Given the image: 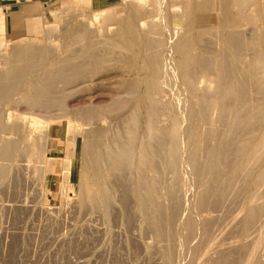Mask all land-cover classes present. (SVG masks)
<instances>
[{
  "label": "bare ground",
  "instance_id": "obj_1",
  "mask_svg": "<svg viewBox=\"0 0 264 264\" xmlns=\"http://www.w3.org/2000/svg\"><path fill=\"white\" fill-rule=\"evenodd\" d=\"M184 1H182L181 4L184 3ZM197 1L198 0H196V2ZM185 2H187V0ZM194 2L193 4L192 2L191 4L185 3V5L182 4L181 6V9L183 7V10H182V15H180V18L182 19V16L188 17L187 19L188 21L185 22V20L184 21L182 20L183 21L182 27L184 26L185 28L184 33L180 34L181 33L180 32L179 33L180 36L177 38L176 41L174 38L171 39V41L174 39L173 40L174 43L172 42L170 43L172 44V49L174 50L172 51L175 53L174 57L171 56L173 58V59L171 58L172 61L170 59V56L165 57L163 55V51L165 49H169V48H165L167 44L166 39L164 41L166 43L162 41L164 40V38H162L163 33L160 34L161 32H163L162 29L164 28L159 27L158 24H155L157 22H153L152 20H151L152 22L150 20L149 22L144 21L146 18L145 16L147 14H149L147 18H150L151 11L147 10L148 13L146 11L144 12V6H142L141 8L137 6L139 5L138 4L139 2H137V5L135 6H130V7L126 6L128 10L126 12L124 10V13H126L125 15L122 14L120 11H117V12H120L121 14L119 13L117 14V12L116 14H114L115 12H113V13H110L112 14L111 16L108 15L109 16L108 18L105 17L104 19H102V20H105L104 23L108 25L111 24L113 27L115 26L113 28L110 25V27L113 29L107 26L109 28L108 33L106 32L107 30L105 27H104L105 29L100 27V25L101 26L104 25L103 22H102L103 25L102 23L101 24L99 23L100 28H98L97 26L96 28L93 26L94 23L90 21L89 19L81 21L80 19L75 18V17H69V19L67 18L66 20H64L63 24L65 27H63L57 33L58 36L61 38L73 37L74 39L75 38L74 36H76L77 37L75 38L76 41L77 39L79 40L82 38V40H80L81 42L83 41V39L84 41L91 40L95 38L94 36H97L100 34L102 35L103 34L101 32L102 29L106 30L105 31L106 33H104L105 35L109 34L110 32L111 33L113 32L112 35L111 33L109 34L110 35L109 38H106L107 41H109L111 45H113L112 46V48L114 47L113 49H115L116 47L115 50L118 49L119 53H120V50L121 52H124V54L126 51V57L127 58L129 57L128 60H131L130 62L129 61L128 62L133 63L132 70L134 71L133 73L134 78L131 77L132 80L129 82H127L128 80L127 81L124 80L125 83L126 82L127 83L125 84V87H123L124 88V91H122L123 94L120 92L121 93L119 95L120 97L114 100L120 106L122 105L121 108H124V109L126 108V111L123 114V116L124 115L126 116V118L124 117V119L126 120L124 122L123 129L120 125H118L120 126L119 128L122 129L120 130L123 131V133L119 131V134H117V132L114 131L115 132L114 134H116L114 135L113 133H111L113 131H110L112 129L110 128L111 125L108 126L105 124V121H104L105 119L103 117L104 115L102 116L98 114V112H97L98 116L94 114L97 108L95 109L94 108L95 105L93 106L92 104L95 103L96 100H98L97 97L99 96V95H96V93H95V96H92L93 98L90 99L91 100L90 102L92 105L90 109L91 105L89 104L90 110L88 109V107L84 108V106H82L84 108V111L88 109L86 110L88 113L86 119L89 118L91 122L86 123V121L84 120L83 122L87 124L88 129L83 128L84 131H82L80 134L76 133L78 134V136H82L81 141L80 142L77 141L75 144L76 152L80 154V161H79L80 163L79 174L80 175L79 177L81 180L79 181H82L81 191L84 192V193L82 192L83 196L85 195L84 199L83 200L81 199V201H83L82 203H86V206L91 208L92 210H98L100 213L104 215V217L107 218L111 214V210H113L117 205H120V207L123 208L122 206L123 204L116 203L115 195L113 193L115 185L118 182L119 183L122 182L124 186L127 187L128 185L130 189L128 190L129 192H131L130 194L132 195V199L134 200L136 211H138V214L140 213V217L143 219L144 222H146L149 225V227H151L152 232L158 239L163 238L162 236H164V232H165L164 228L166 224L164 220V216L162 215L163 207H164L163 200L165 199V196L162 195L163 190L164 189L166 190V191L164 190V192H167L168 199L174 206V211L172 215V221L174 224H176L177 222L179 223V220L178 218L176 219V217L179 216L181 217L179 219H182V215H183L182 214L183 212L180 213L182 215L180 214L177 215L176 213H179L181 211H185V212L187 211L186 208L185 210H181V211H179V209L181 207H182L181 209H184L183 207H188L189 205L191 206V203L194 202V200L192 202H189L188 201L189 198H188L187 202L189 204L185 202L188 206L187 205L181 206V204L184 201H186L183 197H186L185 196L186 194L187 196H189L188 193H186L185 195L183 194V192L185 191V188H187L185 185L186 183H184L186 181H183L182 179L184 176L182 175L183 171H181V168L184 165H187L188 168H191L190 171H187L189 173L192 172L190 174L194 175V177L192 176L193 178H191V181L192 179L194 180L195 178L196 180V181L194 180L196 184L195 186H197V184H198V187L200 186V188L196 187L197 188L196 191L198 192L201 189H203L201 190L202 192L200 191L201 193L199 192V196L195 190L193 191V193L196 192L197 194V198L195 197V199H198L197 201L195 200V202L197 203L194 207L196 210L195 212L199 211L198 215L196 213L197 216L201 214L200 212L204 214V211L206 210H210L211 212V210L219 209L220 212H222L223 210L224 211L228 210V212H230L229 210L231 209V206L228 209L226 204H228L227 202L233 203L235 199L234 201H230V200H233L234 198L232 196L233 197L232 199L226 201L228 197L227 199L225 197L229 196L231 192L234 191V188L235 190H237V188L234 186L235 184L239 183L238 181H240L239 180L241 179L240 177L244 178L245 175L243 176L242 174H246L245 176L246 178H244L245 182L241 184L243 185V187L241 186V189L243 188V190L239 188L238 190L239 191L241 190L240 192L244 191L245 196H241V200L238 198L242 203L240 205L241 209H239V213H241L240 210L243 212L242 207L244 206L243 205L244 202L242 201V199H245L244 201H249L250 203H253L250 200L256 197L255 193L260 194L259 192H257V189L259 188L258 190H260L261 188L260 186L264 187V77L260 76L261 73L260 74L258 73V70L260 69L264 70V49L262 48V44L259 41V37H257L258 39H256L254 36L255 34L259 33V31L253 35L252 30H249L250 28L249 29L247 27L244 28V26L251 25L250 22L248 23L250 19L248 18L249 15H247L246 11L248 10L249 12V9L251 8V5H249V3H251L252 1L251 0H223L222 4H220L221 3V0H220L219 1L220 3L218 2L219 3L218 7L221 6V10L223 11L221 12L222 15L219 14L221 10L218 11L219 13L216 12L220 8L219 9L215 8L216 10L214 9V6H215L214 3L216 2V1L214 2V0H203V3L195 2V4ZM246 2H249V3H246ZM133 4H130V5H133ZM261 4L262 3H260V5ZM263 4H262V7L261 6L258 7L257 10L253 8L255 11H258L262 17H264V5ZM141 5L142 3L140 4V6ZM246 6L249 7V9H246L245 8ZM243 8L246 10L244 11ZM165 9L167 10V8ZM161 10L164 12V8ZM155 14L156 13H154V15ZM251 18L256 19V17H251ZM247 19H248L247 23L244 24ZM106 20L108 22L110 21V23L106 22ZM167 21L169 22V19ZM169 25L171 24L169 23ZM252 26H256V24ZM255 29L257 30V28ZM51 30L50 32L52 33L57 31L55 27H53ZM248 30L251 31L252 33L251 35H253L254 40H253V37L249 35L250 32L248 34L247 32ZM167 31H169L167 32L168 34L171 32V30H167ZM244 32H247L246 34H248L252 38L251 41H250V37L245 38L246 40H249L250 42V43L248 42L249 45L247 44V41L246 43H244L245 41L242 40L243 36H246V35H243ZM208 33L210 34L209 37H208ZM54 34L52 35V37L54 36ZM158 35L160 36L159 39H158ZM167 40L170 41L169 39ZM107 41H105V43ZM78 43L79 42H77V44ZM110 43L108 44L109 46H111ZM73 44H75V42ZM248 46L251 48H248ZM38 47L39 49L33 54L29 52H25V51L22 52L21 50L12 47L9 51L8 61H5L7 63L9 62L8 63L9 66L7 65L8 67H3V66L0 67V186L6 180H7L6 181L7 183L10 176L13 179L14 174L12 175V172L14 171V169L16 173H18L17 171H22V172L23 170L27 171V168L29 167L28 165L32 161L33 156H35L37 152L40 151V148L43 147L44 144L46 145V142L50 138L51 130L49 129L50 127L49 121L54 118L53 115L55 113L56 115L57 113H63L66 116V114H69V111H70V110L68 111L69 108H67V110L66 109L61 110V108L57 107L58 105L55 106V104L56 102H58L60 96L62 97L64 94H68L67 93L68 91L64 89L65 88L68 89L69 88L68 86L73 85L71 79L73 80L74 74H72L73 76H71V74L69 73L78 74V71H79L78 69L80 66L78 64H77L79 66L78 68L76 66H73L75 65V63L71 62L72 60L70 61L71 58L70 59L68 58V57H71V55H68L69 53H71L72 56L75 55L73 57H76L77 54H74L75 51L74 53L70 51L72 49L69 50L70 52L66 50L64 53L66 54L67 52L68 57L66 59L64 58L62 61V58L66 55H62L63 57L61 58V56L59 57L60 55L59 53H56V52L54 53V51H53V54L52 52L47 53L45 51H41L40 46ZM64 47L66 48V46ZM87 47L89 50L90 48L92 49L93 46L92 47L87 46ZM87 47L85 46V48ZM41 49L43 50V48ZM91 49L89 51H91ZM49 50H51V47ZM84 50L85 49L83 47L82 51ZM88 50L87 49L85 50L87 51V53L86 52H83V53L88 54ZM127 52L129 53V56H127L128 54ZM248 52L252 55V57L250 56L251 59L250 57L248 58L249 60L246 59L247 55H249ZM246 53L248 54L246 55ZM79 54L78 56H80ZM243 54L246 55L245 58ZM49 55H51V58ZM94 55H92V57L95 58ZM167 55H168V52H167ZM97 57L95 59H92V61H90V64L92 62L93 63L92 65H97L100 62V59H99L100 57L99 58ZM166 58L170 59V61L172 62L171 63L172 66L170 65L169 67V64ZM64 61L67 62V64ZM68 62L73 63V64H69ZM80 65L82 67V63H80ZM244 65H246L247 72L243 71ZM132 70L131 72H133ZM81 72L79 71V74ZM76 75H75L76 78L74 77L75 79H77V76H78ZM126 78H129V77H127L126 75ZM209 78H212L211 79L212 81L210 80L208 81ZM172 80H175V81L177 80L178 83L176 82V84L181 86V88L175 87L176 89L179 90L183 88L185 92L188 94V100L186 99V97L184 100L185 101L184 103L185 111L183 112H185L186 114V115L184 114L185 116H183L182 114L180 115V113H178V111H180L181 109H177L176 108L177 105L175 106V102H177V99L176 101H173V102H166L167 98L163 99L164 93L166 92L168 87H170L168 86V84L171 83L170 84L171 90L174 87L172 84L174 81L172 82ZM251 80L255 81V87L259 86V89H257L259 90V93H260L259 96L263 95L261 99L259 98L260 100L259 99L257 100L256 103L253 102L248 96L247 87ZM211 82L213 84V87L211 86V84H209ZM59 84L61 86H59ZM62 86L64 87V89L62 88ZM174 93L175 92H173V94ZM176 93H177V90H176ZM178 93H183V91L181 90V92H178ZM186 95H183V96H186ZM68 96L67 98H69ZM166 96L168 97L170 95H166ZM171 96H174V95L171 94ZM171 96H170V99H171ZM183 96H181L180 98H182ZM173 100H174V97H173ZM181 100H180V103L183 102ZM59 102L58 104H60ZM111 105L112 104H110V107H112ZM22 106L26 107L24 110L26 112L20 111L21 109L19 108H22ZM181 106L183 107V105ZM105 107H107V109L110 111L109 105L104 106V108ZM213 108L218 110V114L216 112L217 116H215L217 117L216 120L215 119L212 120L213 118H211V114H212L211 111L213 110ZM182 110H184V108ZM77 112L79 113V111ZM84 114L82 115L83 117H84ZM163 114L167 115L166 120L162 119ZM78 115L76 117H78ZM61 117H58V118L60 119ZM114 122L111 121L112 126ZM85 123H82V124L84 125ZM79 126L81 125L79 124ZM75 132H77V130ZM71 135H74V133H72ZM42 143H44L43 146H42ZM73 143H75V141H73ZM71 156H74V154ZM41 158L43 157L41 156ZM49 160L52 161L51 159ZM50 161H47V162L50 163ZM56 161H59L60 163H62L63 166L62 165L61 166L63 167V171H62L63 174L65 171L66 176H69L71 173V170L73 169L72 159L67 158V160L63 159V160H56ZM49 163L47 164L49 165ZM42 165H44V163ZM42 168H44V166ZM31 170L33 171V169ZM186 170H189V169L186 168ZM189 173H188V176H189ZM39 174H41V172ZM15 175H18V174H15ZM186 175L187 173L185 172V176ZM188 176H186V178H188ZM12 183H14V181ZM193 183L194 182H192V184ZM232 187H233V190H231ZM161 188H164V189H162L161 191ZM192 188L195 189V187H192ZM188 190L189 189H186L185 192H187ZM238 190L237 192H239ZM262 190H261L262 192L260 196L264 194L263 193L264 188ZM237 192L236 191L234 192L236 193L235 198H236V195L237 197H239ZM242 193L241 194L239 193V194L243 195L244 193L243 194ZM258 194L257 196L259 197ZM246 196L247 198H245ZM192 197L194 198V196ZM258 197H256V199ZM182 198L184 201L182 200ZM259 198L261 199V201L264 199L262 196ZM238 199L236 200L238 204L234 202L233 205H235V203H236V206L240 204ZM77 200L79 201V199ZM190 201H191V198H190ZM222 201L226 202V204L222 205L223 203ZM253 201H255L254 203L256 205V208H254L255 207L254 204L252 205L248 204V209L246 210V214H245V211L243 212L245 215V218L242 216L244 218V223H243V226H241L242 224L240 226L242 228L241 230L245 232V235H246V230L248 229L253 231L254 228L255 229L258 228L260 230V228L262 227V223H264L263 222L264 221V216H263L264 215L263 213L264 203L262 204L264 200L261 202L262 205L259 207L257 205L258 203L256 202L259 201L260 203V200H253ZM179 204H180L179 209H176L178 208ZM224 205L226 207L225 208L226 210L223 208ZM233 205H232V212L235 211L234 209L236 210L238 209V207L235 208V206ZM253 205L254 207H252ZM220 206L222 207L223 210L220 209ZM244 207H247V206L245 205ZM188 212L190 211L188 210ZM224 213H225L224 215L225 217L231 212L228 214L226 212H223L222 214ZM235 213L237 212H234V214ZM243 213L239 215L241 216ZM260 213L263 219L261 217H258L260 216L259 215ZM185 214L187 215V212ZM203 214H201V216ZM234 214H231L230 216L228 215V217L230 218ZM186 215H184V217ZM196 215H194V212L193 213L190 212L189 216H187V220L186 221L182 220L183 230L186 233L185 237L191 238V240L189 239L184 240L182 238V240L185 241V243H187V240L192 241V238L197 237V231L200 227L202 229L204 228V223L200 222L202 221L201 219H203V216L201 219L200 218L196 219L195 218ZM237 215L238 214L234 216L237 217ZM239 217H237V219ZM210 218L209 220L211 221H208V219H206L207 221L206 220L205 221L207 223L212 222L213 219H210ZM243 218H240L241 220L240 219L239 220L242 221ZM256 218H258L257 220L258 224H256L257 226L254 224V222H256L255 221ZM199 219L200 221L198 222L197 220ZM224 219L221 217V221L222 220L225 221ZM215 220L218 222L216 218ZM215 220L213 221L214 223L212 222L214 225L215 223H217ZM259 220H261L262 223H260L261 221ZM163 221L165 224L163 223ZM240 221L237 222V224L241 223ZM220 223L218 222L217 224L219 225V227L222 226L220 225ZM227 223H226V226L229 224ZM209 224L211 225V223ZM231 224L232 223H230L229 225ZM237 224H235V226ZM207 225H205L206 226L205 230L206 228H208ZM233 225L231 227H233ZM252 225L253 227L255 225V227L253 228ZM219 227L217 228V230L219 229ZM223 227L227 229V227L225 226ZM215 228H216V225L213 226V229L216 231ZM202 229H201V232H202ZM209 229H211V227ZM209 229H207L206 234L204 232L203 234L204 236L207 235V232L209 236L210 235L209 231H211V234L214 231L212 229L211 230ZM224 230L225 229H223V231ZM229 230H232V229L228 228L227 231ZM250 230L247 232L249 233ZM259 230L257 232H261L263 234L262 231L264 230V228L262 231H259ZM221 231L222 230H219L217 234L219 235V233H222ZM180 232L181 230L178 233L179 235H177L178 237H181ZM257 232H255L254 234L259 236ZM229 233L227 232V235H225L226 234L225 232L224 238L225 236L229 237ZM242 233L240 234V237ZM248 233L247 235H249V239L254 238L257 240V238H255L256 237L255 235L254 237L251 236L253 235L252 232L251 234L250 233L248 234ZM214 234L216 235V233ZM183 235L184 234H182V236ZM199 235H200V232H199ZM204 236H202L203 238L202 242L204 239H207L206 237H208V236L206 237ZM222 236H220L222 239L220 237L219 238L215 237L217 238V241H216L217 244L215 243L211 246L214 247V245H217V249H218V247L220 246L219 245L220 242L222 243L223 241ZM210 238H212V241L210 239L211 242H209L208 241L209 238H208L206 240L207 243L205 244V242H203L202 244L204 245L203 247L201 245L202 249L205 247V245H207L205 247V249L207 250V247L209 245L208 242L210 244L213 243V237H210ZM244 240L246 239L244 238ZM253 240H249V242H246V244L248 245L249 243V245L250 244L252 245V242H254V244L258 242V241H255V240L253 241ZM226 241H229V240H226L225 238V242ZM241 241L243 245L244 244L243 240ZM239 242L240 240L238 241V243ZM189 243L191 242H188V245H190ZM199 243L200 242H198L197 244ZM226 243L225 245L227 246L229 245L230 249L233 247V246L231 247L230 244H226ZM197 244L195 246L197 248L195 247L193 248L198 249L201 252H203L204 249L203 250L200 249L199 247L200 245L198 246ZM240 244L241 243H239V245ZM182 245L183 247L184 245L187 246V244H182ZM251 245L248 246L247 248L249 247L251 248ZM253 246L251 250L250 249L242 250V251L245 250V255H246V258L244 260L242 259L244 257L242 256V253H241L242 258H239V259L241 261L244 260L242 264H264V250L261 256L259 255H258L259 257L257 256V254L261 253V252L258 253V250L261 249L260 251H262V248L260 247H263L264 245L261 246V244H259L258 242ZM190 247L191 246H189L188 248L189 250H190ZM222 248L224 251V247ZM193 250H190V251H193ZM198 250H195V251L197 252ZM206 250L205 252H203V254L205 253L203 255V258L208 253ZM226 250L227 249H225V251ZM231 250H230V254H227V256L224 253H226L228 250L224 253H222V250H220L221 253L223 254L222 255L220 253L222 255L220 257L224 258L226 256L224 258L225 261L231 259L232 257L234 258L236 256V251L235 250L231 251ZM231 252H234V253H231ZM182 253H184V251ZM186 253L188 254V252ZM195 253L192 254L191 252L192 254L191 258H193L192 261L196 257V256L193 257V255H196L197 253L199 254V251L196 254ZM173 255L174 256L172 257V255L170 256L164 253L165 264H173V263L176 264V262L174 261L175 260L174 257L177 254L176 255L173 254ZM183 256L185 255L183 254L182 257ZM200 256L198 259L201 258ZM222 258L220 259L218 258L219 259L218 264L220 263L222 264V262L223 263L225 262L224 260H222ZM185 260L188 262L189 257H188V260L187 258ZM210 260H211V257H210ZM192 261H189V263L191 262L192 264Z\"/></svg>",
  "mask_w": 264,
  "mask_h": 264
},
{
  "label": "rangeland",
  "instance_id": "obj_2",
  "mask_svg": "<svg viewBox=\"0 0 264 264\" xmlns=\"http://www.w3.org/2000/svg\"><path fill=\"white\" fill-rule=\"evenodd\" d=\"M182 1H184V0H168V2H167V0H56V1L51 0L50 4L48 6L37 8V9L33 10L32 12H29L30 14L28 13V15H27L28 17L26 16L23 21L16 20L13 30L9 31L8 33L4 32V21H3V17L0 15V67L1 66H3V67L9 66V64H8L9 62L7 63L5 61H8L9 51L12 47L19 49L22 52L25 51V52H29V53L33 54L39 49L38 46H40L41 51H45L47 53L52 52V54L54 51V53L55 52L59 53L60 54L59 57L61 56V58L63 57L62 55H66L62 58V61L64 58L66 59L68 57L67 52H66V54L64 53L66 50L68 52L72 51L73 53L75 51L74 54H77L76 57H73L75 55L72 56V54L69 53L68 55H71V57H68V58L69 59L71 58L70 61L72 60L71 62L75 63V65H73V66H76L77 68L80 66L78 69L80 72L82 70V72L80 74H79V71H78V74L77 73H69V74H71V76H73L72 74H74L73 80L71 79L73 85L72 86L70 85L71 87L68 86L69 87L68 89H66V88L64 89V87L62 86V88L64 90L68 91L67 92L68 94H64L65 96L63 95L62 97L60 96V98H61V100L59 98L60 102L58 100V102L60 104H58V102H56V104H55V106L58 105L57 107L61 108V110L62 109L67 110V108H69L68 111L70 110L71 112L69 111V114H66L64 112L66 114V116L63 113H57V115L55 113L54 115H56V116L53 115L54 118L49 121V125H50L49 129L51 130L50 138L46 142V145L44 143H42V146L44 144V146L41 147L42 149L40 148V151L37 152V154L35 156H33L32 161L30 160L31 162L28 165L29 167L27 168V171L26 170H23V172L17 171L18 173H16V171L14 169L15 172L14 171L12 172V175L14 174L13 179L10 176L11 178L9 177V179H8L9 183L8 182L6 183V181H7L6 180L0 186V207L3 206L0 208V264H165L164 253L167 255H170V256L172 255V257L174 256L173 254H175V255L177 254L175 256L176 258L174 257L175 260L173 259L176 262V264H188L189 261H192V259H193V258H191V255L196 252L195 250H198V249H195V248H197V247H195L196 244L198 242H200L197 245L198 246L200 245L199 247H200V249H202L201 245L203 244V242H205V244H206L207 243L206 240L208 238H209V240H208L209 242L212 241V238H210V237H213V243L210 244L208 242L209 245L207 247V250L205 249V247L207 245H205V247L203 248L204 250L202 249L203 252H205V250L208 252V253L206 252L207 256L205 255L203 258V255L205 253L203 254V252L198 250L199 254L197 253L198 252L197 251L196 253L198 255L196 253H195L196 255H193V257H195V256L197 257V258L195 257V259L197 261L194 259L192 261V264H195L196 262H197L196 264H198L199 262L201 264H218L219 259L222 258V257H220L223 255L222 253H224L228 250L229 252L227 251L226 253H224L227 256V254H230V250L232 248H233L232 249L233 251L234 250L236 251V256L234 258L232 257L231 259L225 261L224 258L226 256L224 255L225 257L223 256L224 258H222V260H224L225 262L224 263L222 262V264H239L241 261L239 258H242L241 253H242V256L244 257L242 259L245 260V258H246L245 250L242 251L243 249H250L251 250L252 246L258 242H259V244H261V246L264 245V230H263V228H264L263 224L264 223H262L263 217L261 216V213L259 214L260 216H258V217L262 218V219L260 218L262 221L259 220V221H261L260 223H262V227L261 226H260L261 228L259 227L260 230L257 227L256 228L259 231L263 230L262 231L263 234L261 232H257L258 230L254 228L255 225L258 224V222H257L258 218H256V220H255L257 223L254 222V224H255L254 227L252 225V227L254 228V230L252 228L253 231L248 229V230H246V235H245V232H243L241 230L242 229L241 226H243L244 218H245V215L243 212L245 211V214H246V210L248 209V204L249 205H252V204L255 205V203H254L255 201H253V200H260V203H259V201L256 202V203H258L257 204L258 207L264 203V202H262L264 199L261 201V199L259 198L261 196L264 198V196H263L264 192L262 193L263 195L260 196L261 192L263 191L262 189L264 187L260 186L261 188L263 187L262 189L260 188V190H258L259 188L257 189V192H259L260 194L255 193L256 197H258L257 194L259 195V197H258L259 199L258 198L256 199V197L252 198L250 201L253 203H250L249 201H244L245 199H242V201L244 202L243 205L244 206L246 205L247 207L243 206L244 207V208L242 207L243 212L240 210V212L243 214L241 216L239 215V214H241V213H239V209H241L240 205L242 204L240 201L241 196H245L244 191H242L244 194L242 192H240L241 190H243V188L241 189V186L243 187V185H241V184H243L245 182L244 178H246L245 177L246 174H242L243 176L245 175L244 178L240 177L241 179H239V180L241 182L238 181L240 183V185H239V183H237L234 186L237 188V190H238V188L241 190L240 191L238 190L239 192H237V190H235V188H234V191L231 192V194L229 195L231 197H229V196L225 197L226 199L228 197L227 200L225 199L226 201H228L234 197L233 200H230V201H234V199H235L234 202H236L237 204H238V202L236 200L239 198L240 200L238 199V201L240 204L236 206V203H235V205H233L234 202L233 203L227 202L228 204H226V202L222 201L223 202L222 205L226 204L228 209L231 206V209L229 210L231 213L228 212V210L224 211L222 209V207H221L222 205H221L220 209L223 210L222 212H220L219 209L211 210V212H210V210H206L207 212L204 211V214L202 212H200L201 214H203L202 215L203 219H204V221H203V219H201L202 218L201 214L199 215L201 217L197 216L199 214L198 213L199 211L195 212L196 210L194 208L196 203H197V202H195V200L196 201L198 200V199H195V197L197 198L196 189L200 188V186L198 187V184H197V186H195L196 185L195 184V181H196L195 178H194L195 181L193 179L191 181V178H193L194 175L190 174L192 172H190V173L187 172V171H190L191 168H188L187 165H184L185 167L183 166L181 168V171H183V173H184V174L182 173V175L184 176L182 179H183V181H186V182H184V183H186L185 185L187 187V188H185V191H186V189H189V190L187 192L184 191L185 193L183 192V194L185 195L186 193H188L189 196H187V194H186L185 195L186 197H183L186 201H184L182 198V200L184 202L182 201L183 203L182 204L180 203V204H181V206L182 205L186 206L187 204L185 202H187L188 198H189V200H188L189 202H192L193 200H194V202L191 203L192 207L190 205L189 206L187 205L188 207H183L184 209H181L182 207L179 209L180 204L178 205V208H176V209H179V211H181V210H185V208H186L187 209V211H186L187 215L185 214L186 213L185 211H181L179 213H176L177 215H179L180 213L183 212L182 213L183 215L180 214V215H182V219H179V218H181L179 216L176 217V219L178 218L179 223L177 222L176 224H174L172 221L174 206L169 201L168 196H167V192H164L165 189L161 188V191H162V189H164L162 195L165 196V199L163 200L164 207H163L162 215L164 216V220L166 223L165 224L163 221V223L165 224V228H164L165 232H164V236H162L163 237L162 239H158L154 235V233L151 230V227H149V225L143 221V219L140 217V213L138 214V211H136V208L134 205V200L132 199V195L130 194L131 192H129L130 189H129L127 184H125V185H127V187L124 186V184L122 182L121 183L118 182L115 185L114 190H113V193L115 195V201L118 204H123L122 205L123 208L120 207V205H117L113 210H111V214L108 216L110 218L104 217V215L102 213H100L98 210H92L91 208L86 206V203H82L83 201H81V199L82 200L84 199L85 195L83 196L84 192L81 191V188H82L81 182L82 181H79V180H81L79 177V175H80L79 174L80 154L76 152L75 144L77 141L80 142L82 139V136H78V134H76V133L80 134L82 131H84L83 128L88 129V126L86 123L91 122V120H89V118L86 119L87 114H88L86 110H88L89 106L91 105L90 99L93 98L92 96H95V93H96V95L100 96V98H99V96L97 97L98 98V100H96L97 102L95 101V103L92 104L93 106L95 105L94 106L95 109L97 108L96 109L97 111L95 110L94 114L97 115V112H98V114H100L102 116L104 115L103 117L105 119L104 120L105 124L108 126L111 125L110 128H112V129L110 131H113L111 133L114 134L115 132H117V134H119V131H121L123 129V125H124V122L126 120V119H124V117L126 118V116L125 115L123 116V114L126 111V108L125 109L121 108L122 105L120 106L114 100L120 97L119 95L122 93V91H124L123 87H125V84L127 82L131 81L132 80L131 77L134 76V74H133L134 71L132 70L133 69L132 68L133 63L132 62L129 63L131 60H128L129 57L128 58L126 57V51L124 54V52H121V50H120V53H121V55H120V53L118 52L119 50L118 49L115 50L116 47H115V49H113L114 48V47L112 48L113 45H111V43L109 41H107L106 38H109V36H110L109 34L111 32L107 35H105L104 33H106V32L108 33L109 32L108 29L113 27V26L111 24L108 25V24L104 23L105 20H102V19H104L105 17L108 18L109 16H111L112 14H110V13L115 12L114 14H116L117 11H120L122 14L125 15L126 13H124V10L126 12L128 10V8H127L128 6L129 7L135 6V5H137V2H139L138 3L139 5H137V6L139 8L144 6V12L146 11L148 13L147 10L151 11V13L149 11L150 18H147L149 16V14H147L145 16L146 18L144 17L145 18L144 21L149 22V20L150 21L152 20L153 22H157L155 24H158L159 27L164 28V29H162L163 32H161L160 34L163 33L162 38H164V40H162V41L164 42L166 39L167 44H166L165 48H169V49L163 48L165 50L163 51V49H162V51H163V55L165 57L170 56V59H171L172 57L175 56V53L173 52L174 50L172 49V44L170 42L174 43L173 40L175 39V41H176L177 38L180 36V34L184 33L185 28H184V26L182 27V24H183L184 20H185V22L188 21L187 20L188 17L182 16V19L180 18V15H182V10H183V7L181 9V6H182V4L185 5V3L191 4V2H192V4H193L194 1L196 2V0H194V1L193 0H191V1L187 0V2H185L186 1L185 0L184 3L181 4ZM219 1L220 0H214V2H215L214 3L215 4L214 9L220 8L216 12L221 10V6L219 5L220 7H218V4L220 3ZM222 1L223 0H221L220 4H222ZM251 1H252L251 3L246 2V3H249V5H251V8L249 9V7H247V6L245 8L249 9V12L252 13V14L249 13L248 10L246 11L247 15L250 16V17L248 16V18L252 21H250V20L248 21V19H247L246 22L244 23V24H246L248 21V23L250 22L251 25L250 26L249 25L244 26V28L245 27H247L248 29L250 28L249 30H252L253 35L259 31V33H257L258 35L255 34L254 36L256 39H258L257 37H259V41L261 42L262 48L264 49V36H263L264 35V21H263L264 17H262L258 11L254 10V9L257 10L258 7H260V6L262 7L264 0H262V1L261 0H257V1L251 0ZM132 2L135 4H133ZM140 2L142 3L141 6H140V4H141ZM163 2L165 5L163 4ZM195 2H194V4H195ZM197 2L203 3V0L202 1L198 0ZM259 2L262 4L260 5ZM129 3L133 4V5H130ZM167 3H168V5H167ZM124 6H125V8H124ZM163 8H164V12L161 10ZM165 8H167V10ZM246 9H244V11ZM158 10H160V11H158ZM239 10H240V8H239ZM120 12H117V14L118 13L121 14ZM221 12H223V11L221 10L220 13L219 12L218 13L222 15ZM154 13H156V14L154 15ZM177 13H178V15H177ZM164 14H166V15H164ZM118 16H120V15H118ZM177 16H179V17H177ZM69 17H75V18L80 19L81 21L89 19L90 21H92L94 23L93 24L94 27H96V26L98 28H100V27L104 28L105 27L107 31L102 29L101 30V32L103 33L102 35L100 34V35L94 36L95 38H93L91 40H85L84 41V39H83V41H81V42H80V40H82V38L79 40L77 39V41H76L75 38H77V37L74 35L73 36L75 37L74 38L75 41H74L73 37H71V36H69L71 38H68V37L67 38L66 37L61 38L58 36L57 33L59 32V30H61L63 27H65L63 24L64 20H66L67 18L69 19ZM251 17H256V19L251 18ZM168 19H169V22L167 21ZM255 20H257V21H255ZM110 21H111V19H110ZM110 21L108 22L106 20V22H108V23H110ZM102 22L104 23L105 26L103 25ZM99 23L100 24L102 23L103 26H101ZM169 23L171 25H169ZM255 24H256V26H252ZM99 25H100V27H99ZM110 25H111V27H110ZM107 26H109V28ZM53 27H55V29L57 30L56 32H54L55 30L53 29L54 30L53 32L55 34L50 32V30ZM254 27L257 28V30ZM113 28H111V29H113ZM167 30H171V32L168 34L167 32H169V31H167ZM249 30L247 32H248V34L250 32L249 35H251L252 33ZM164 32L166 33V35ZM176 32H178V33H176ZM247 32L243 33V35H246V36H243L242 40L245 41L244 43H246V41H247V44L249 45V43H250L249 40L245 39L246 37H248V38L250 37L248 34H246ZM112 33H111V35H112ZM209 33H211V32H209ZM209 33H208V37L210 35ZM53 34H54V36L52 37ZM56 34H57V36H56ZM103 35H105L107 37H105ZM159 35H158V39L161 36V35L160 36ZM253 35H251V37H253ZM251 37H250V41L252 39ZM172 38H174V39L171 41ZM167 39H169L170 41H168ZM253 40H254V37H253ZM105 41L109 42L111 46L108 45L109 43H107V42L105 43ZM74 42H75V44H73ZM77 42H79V43L77 44ZM166 42H164V43H166ZM48 43H49V45H48ZM43 46H45V47H43ZM49 46L51 47V50H49L50 49ZM64 46H66V48ZM75 46H77V47H75ZM85 46L86 47L87 46H89V47L93 46V47H92V49L90 48L91 51H89L90 49L88 50V47L85 48ZM83 47L85 50L86 49L88 50V54L83 53V52L87 53V51H85V50L82 51ZM41 48H43V50ZM248 48H251V47L248 46ZM53 49H55V50H53ZM70 49H72V50H70ZM62 51H63V53H62ZM116 51H117V53H116ZM248 51H250V50H248ZM164 52H166V53H164ZM167 52H168V55H167ZM248 53H246V55ZM78 54L81 57L78 56ZM172 54H174V55H172ZM92 55H94L95 58L100 55L99 56L100 58L97 57L100 59V62L98 61L99 63L97 64L98 66L92 65L93 64L92 62L90 64V61H92V59H95L94 57H92ZM246 55L243 54L244 58L246 57ZM47 56H48V54H47ZM49 56L51 58V55H49ZM127 56H129V53L127 54ZM250 56L252 57V55L249 53V55H247L246 59H248ZM91 57H92V59H91ZM251 57H250V59H251ZM101 58H103V59H101ZM83 59H84V61L85 60L86 61L84 62ZM166 59L168 61L169 67H170V65L172 66L171 61L173 58L171 59V61L169 58H166ZM4 62H5V64H4ZM65 63L67 64V62H65ZM68 63L73 64L70 62H68ZM80 63H82V67H81ZM86 63H87V65H86ZM90 65H92V66H90ZM80 68H82V69H80ZM131 70L133 72H131ZM260 70H258V73L259 74L261 73L260 76L264 77V75H263L264 70L263 69H260ZM243 71L247 72L246 65L243 66ZM127 72H129V73H127ZM75 75L77 76V79H75L76 78ZM126 75L129 78H126ZM211 79L212 78H209L208 81L209 80L212 81ZM124 80L125 81L128 80V81L125 83ZM76 81H77V83H76ZM172 82H173L172 84L174 87L171 90V85H170L171 83L168 84V86H170V87L166 86V87H168L169 90L168 89L166 90V92L163 95V97H164L163 99L167 98L166 102H173V101H176V99H177V102H175V106L177 105L176 108L181 109L180 111H182V112H180L178 110L177 111H178V113H180V115L182 114L183 116H185L186 114H185V112H183V111H185V106H184L185 101L184 100H185V97L188 100V94L185 92V90L183 88L179 89L180 91L178 89H176L177 87L181 88L180 85L176 84V82L178 83L177 80L176 81L172 80ZM209 84H211V86L213 87L212 82ZM59 86H61V85L59 84ZM257 87H255V81H253V80H251L249 82L248 87H247L248 88V96L255 103L257 102V100L259 98L261 99V97L263 96V95L259 96L260 93H259V90H257V89H259V86H257ZM76 88H77V90H76ZM176 90H177V93H176ZM181 90L183 91V93H178V92H181ZM75 91L76 92L78 91V92L76 93ZM118 92H119V94H118ZM173 92H175L176 95H175V93L173 94ZM72 93H73V95H72ZM75 94H77V95H75ZM105 94H106V96H105ZM171 94L174 96H171ZM166 95H170L171 99H170V96H168L169 97L168 98ZM183 95H186V96H183ZM67 96L69 98H67ZM181 96H183V97L180 98ZM65 97H66V99H65ZM109 97H111V98H109ZM113 97H114V99H113ZM122 97H123V95H122ZM173 97H174V100H173ZM181 99H183V100H181ZM167 100H169V101H167ZM180 100L183 102L180 103ZM114 103L117 105H115ZM110 104H112L111 106L114 109L112 107H110ZM92 105L90 106V109H91ZM108 105H109L111 112L107 109V107L104 108V106H108ZM181 105H183V107ZM82 106H84V108L88 107V109L85 110L86 112L84 111V108ZM179 107H181V108H179ZM25 108H26L25 106H22V108H19V109H21L20 110L21 112H26V111H24ZM183 108H184V110H182ZM77 111H79V113ZM83 111L85 112V114ZM212 111H214V112H212ZM212 111H211V113H212L211 118H213L212 120H214V119L216 120L217 117H215V116H217L218 110L213 108ZM216 112H217V114H216ZM83 114H84V117L82 116ZM165 114H163V116H162L163 120L167 119V115H165ZM60 115L61 116L64 115V116L61 117ZM67 115H69V116H67ZM71 115H72V117H71ZM77 115L79 118L76 117ZM119 115H120V117H119ZM121 115H122V117H121ZM55 117H56V119H55ZM58 117H61L62 119L61 118L59 119ZM66 117H68V118H66ZM80 117H82L83 119ZM115 117H117V118H115ZM84 120L86 121V123L83 122ZM114 120H115V122H114ZM111 121L114 122L113 126H112ZM70 122H72V123H70ZM80 122L85 123L86 125L85 124L83 125ZM121 122H123V123H121ZM77 123H79L81 126H79V124H77ZM71 124H73V125H71ZM76 125H77V127H76ZM118 125H120L122 127V129L119 128L120 126H118ZM78 127H80V128H78ZM71 128H72V130H71ZM118 128H119V130H118ZM76 130H77V132H75ZM121 132L123 133V131H121ZM72 133H74V135L76 134L77 136L71 135ZM122 133H120V134H122ZM114 135H116V134H114ZM78 137L80 138V140ZM73 141H75V143H73ZM40 152H41V154H40ZM67 154H69V155H67ZM73 154H74V156H71ZM40 155L44 159L41 158ZM39 157H40V159H39ZM67 158L68 159L70 158L73 161V169L71 170V173L69 176H66L65 171L63 174L62 163H60L59 161H56V160H63V159L67 160ZM41 159H42V161H41ZM49 159H51L52 161H50ZM47 161H50V163ZM43 163H44V165H42ZM47 163H49V165ZM43 166H44V168H42ZM54 168H55V170L56 169L57 170L55 171ZM186 168L189 170H186ZM31 169H33V171ZM40 172H41V174H39ZM54 172H55V174H54ZM185 172L187 173L186 176H188V173H189L188 178H186ZM32 173H34V174H32ZM15 174H18V175H15ZM15 176H16V178H15ZM24 177H26V178H24ZM187 180H189V181H187ZM13 181H14V183H12ZM192 182H194V183L192 184ZM188 184L191 187H189ZM192 185H194V186H192ZM192 187H195V189H193ZM194 190L196 192L193 193ZM201 190H203V189H201ZM231 190H233V187ZM200 191L197 192L198 196H199ZM235 191L239 195V197H237V195H236L237 199L235 198V194H236V193H234ZM233 193H234V195H233ZM239 193L240 194L242 193L243 195H240ZM192 196H194V198ZM190 198H191V201H190ZM245 198H247V196ZM77 199H79V201ZM261 202H262V204H261ZM232 205L235 206V208L238 207L237 210L236 209H234L235 211L233 210L234 212H237L235 214H234V212H232ZM254 205L252 207H254ZM239 206H240V208H239ZM223 208L224 209L226 208L225 205ZM254 208H256V205ZM121 209H123V210H121ZM188 210L192 213L194 212V215H196V213H197L195 218L196 219L200 218L202 220V221H200V219H199L197 221L204 223V228L202 229L200 227L199 228L200 230L198 229V231L200 232V235H199V232L197 231V237H195L196 235L193 236V237H195V238H192L193 242L189 241V240H191V238L185 237L186 233L183 230V226H182L183 221H186L187 216H189V214H190V212H188ZM223 212H226L227 214L230 213V214H228L229 216L231 214H234V215L238 214L237 217H239V216L240 217L237 219V217H235L233 215L229 218L227 214H226L227 216L224 217L225 213L222 214ZM184 215H186V216L184 217ZM204 215H206V216H204ZM210 217H212V218H210ZM221 217L223 219L225 218L224 219L225 221L222 220L223 221L222 222ZM209 218L213 219V221L216 218L219 223L221 222L220 225H222V226L219 227V225H217L218 222L215 220L217 222V223H215V225H216L215 229L217 232L213 229V226H215L213 224L214 223L213 221H212L213 223L209 222V223H211V225L206 222L207 221L206 219H208V221H211V220H209ZM231 218L232 219L234 218V219L232 220ZM240 218H243V220L240 221L241 220ZM141 220H142V222H141ZM237 220H239L241 223L237 224V222H239ZM227 221L229 224L230 223H232V224L229 225L227 223ZM205 223L209 224L210 226L205 224ZM226 223L229 226L228 225L226 226ZM233 223H234V225H233ZM235 224H237V225L235 226ZM205 225L208 226V228H206V230H205V227H206ZM232 225H233V227H231ZM223 226L227 227V229L224 228ZM210 227L212 230H214L213 232L216 233V235L213 232L211 234V231H209L210 232L209 234L212 236H210V235L208 236V232L206 235L208 237L204 236L203 235L204 232L206 234L207 229H209ZM218 227H219V229L217 230ZM228 228L232 229V230H229L230 233H229V231H227ZM201 229H202V232H201ZM211 229H209V230H211ZM223 229H225V230L223 231ZM180 230H181V232H180L181 237H178L177 235H179L178 233ZM203 230H205V231H203ZM219 230H222L221 231L222 233H219V235L220 236L223 235L222 236L223 241L221 240L222 243L220 242V244L218 242V244L220 246L218 245L219 247L217 249V245H214V247H212L211 245H213L215 243L217 244V242H216L217 238L220 237L217 234L219 232ZM249 230H250V232H249L250 234H251V232L253 233L254 231L259 234V236H257L254 234L255 233L254 232L253 235H251L253 237L255 235L256 236L255 238H257V240L254 238L249 239V235H247V233H248L247 231H249ZM225 232H226V234H225ZM227 232L229 233L230 238L227 236L229 238L228 239L225 236L226 240H229V241H226L227 242L226 243L225 238H224V234L227 235ZM174 233H175V235H174ZM241 233H242V235L240 237ZM182 234H184V235L182 236ZM260 235H261V237H260ZM175 236H176V238H175ZM202 236L207 238V239H204L205 241L203 240V242H202V239H203ZM215 237H217V238H215ZM259 237H260V239H259ZM182 238L184 240H186V239H189V240H187V243H185V241H183ZM244 238L246 240H244ZM200 239H201V241H200ZM210 239H211V241H210ZM248 239L249 240L254 239L255 241H258V242H256L255 244H254V242H252V245L250 244L251 248L250 247L247 248L248 246H250L249 243H248V245L246 244V242H249ZM239 240H240L239 243H241L240 245L242 246V248L238 243ZM241 240H243V243L246 244L247 246L244 244H243L244 245L243 246ZM180 241H181V243H180ZM182 242H184V243H182ZM188 242H191V243H189L190 245H188ZM224 242L226 244H230L231 247L232 246L233 247L230 249L229 245L228 246L225 245ZM182 244H187V246L184 245V247H183ZM189 246L192 247V248L190 247V250L194 249L193 250L194 252L190 251L188 249ZM203 246L204 245H202V247ZM209 246H210V248L212 247L213 249L211 248V250H210ZM193 247H195V248H193ZM222 247H224V251H223ZM228 247H229V249H228ZM260 248H262V251H260L261 250ZM260 248H259L260 250H258V253L259 252H261V253L257 254V256L258 255L261 256V254L264 250V246L260 247ZM208 249H209L210 253H209ZM225 249H227V250L225 251ZM213 250H215V251H213ZM220 250H222V253ZM183 251H184V253H182ZM185 251L188 252V254ZM191 252H192V254H191ZM231 253H234V252H231ZM183 254L185 256L182 257ZM189 254H190V256H189ZM186 255H187V257H186ZM199 256L201 257L200 259H198ZM188 257H189V260H188ZM210 257H211V260H210ZM186 258H187L188 262L185 260ZM183 259H184V261H183ZM244 260H242L240 264H242L244 262ZM220 262H221V260H220ZM189 264H191V262Z\"/></svg>",
  "mask_w": 264,
  "mask_h": 264
},
{
  "label": "crops",
  "instance_id": "obj_3",
  "mask_svg": "<svg viewBox=\"0 0 264 264\" xmlns=\"http://www.w3.org/2000/svg\"><path fill=\"white\" fill-rule=\"evenodd\" d=\"M50 2L51 0H0V15L4 21V32L8 33L13 30L16 20L23 21L29 12L46 7Z\"/></svg>",
  "mask_w": 264,
  "mask_h": 264
}]
</instances>
